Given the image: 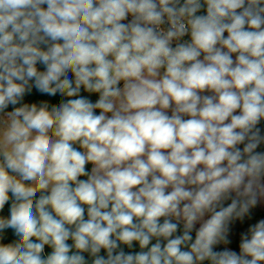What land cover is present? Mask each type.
I'll list each match as a JSON object with an SVG mask.
<instances>
[{"label": "clouds", "instance_id": "1", "mask_svg": "<svg viewBox=\"0 0 264 264\" xmlns=\"http://www.w3.org/2000/svg\"><path fill=\"white\" fill-rule=\"evenodd\" d=\"M262 122L264 0H0V264H264Z\"/></svg>", "mask_w": 264, "mask_h": 264}, {"label": "trees", "instance_id": "2", "mask_svg": "<svg viewBox=\"0 0 264 264\" xmlns=\"http://www.w3.org/2000/svg\"><path fill=\"white\" fill-rule=\"evenodd\" d=\"M205 94H209V93H205ZM96 98H98V97H96L95 95L92 96L93 100H95ZM27 99L29 101H36V100H39V99H48V98L47 97H41L39 95H32V96L27 97ZM52 99H53V102H56L55 98H52ZM262 126H264V122H262ZM86 167H88L89 170H90L91 166L89 165V166H86ZM8 208H9V205H6L5 209H4V212L2 213L3 215H7L8 214ZM252 213H253L252 214V218H253L252 223L257 222L260 219H264V208H260L259 205L255 209L252 210ZM12 239H14V237L12 236L11 230H7V237H6V240L4 242H9ZM69 243H71V241H69ZM135 250L138 251L139 250L138 247ZM50 251H51V249L46 246L45 252L48 253Z\"/></svg>", "mask_w": 264, "mask_h": 264}, {"label": "rangeland", "instance_id": "3", "mask_svg": "<svg viewBox=\"0 0 264 264\" xmlns=\"http://www.w3.org/2000/svg\"><path fill=\"white\" fill-rule=\"evenodd\" d=\"M253 218L245 219L243 223L236 222L234 226V237H233V244L231 245L232 248L238 250V243H239V233L247 229V227L252 224Z\"/></svg>", "mask_w": 264, "mask_h": 264}, {"label": "crops", "instance_id": "4", "mask_svg": "<svg viewBox=\"0 0 264 264\" xmlns=\"http://www.w3.org/2000/svg\"><path fill=\"white\" fill-rule=\"evenodd\" d=\"M260 208H264V204L259 205Z\"/></svg>", "mask_w": 264, "mask_h": 264}]
</instances>
